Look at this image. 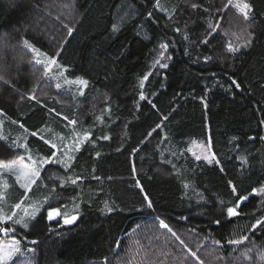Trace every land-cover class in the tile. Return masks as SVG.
Listing matches in <instances>:
<instances>
[{"label":"trees","instance_id":"obj_1","mask_svg":"<svg viewBox=\"0 0 264 264\" xmlns=\"http://www.w3.org/2000/svg\"><path fill=\"white\" fill-rule=\"evenodd\" d=\"M224 1L161 0L166 9L161 11L155 0H0V37L12 34L7 44L27 39L56 56L69 77L89 81L83 99L63 103L49 93L31 94L25 64L18 68L7 53L0 62V72L12 81L0 82V111L30 132L40 131L27 139L40 157L54 151L44 143V128L63 132L72 117L92 129L67 171L54 163L41 171L35 198L51 194L52 206L64 210L78 205L79 218L65 225L60 217L48 221L41 211L28 229H19L23 238L36 241L40 264H106L113 253L125 257L127 246L140 241L134 232L151 242V264H197L189 251L175 248V236L160 228L157 218L176 233L190 232L195 238L191 252L205 264H264L259 258L264 228L249 230L264 215V194L252 193L264 185V0H248L255 16L249 30L254 39L235 54L227 51L221 30L207 36V22L214 25L225 17ZM51 2L68 7L63 15H54L48 11ZM125 2L133 11L118 22ZM191 3L200 7L193 10ZM31 16L44 22L30 26ZM49 16L52 24L46 23ZM65 26L73 29L71 36ZM205 37L208 43H201ZM162 43L168 45L166 68L154 65ZM145 75L149 78L141 88ZM141 92L145 100H140ZM207 138L213 163L182 152L190 140ZM9 146L0 140V159L22 152ZM76 177V184L61 186ZM241 195L248 197L242 214L229 219L226 207ZM106 205L113 210L108 212ZM241 237L247 239L228 243ZM213 250L225 259L210 257ZM244 252L249 259H235Z\"/></svg>","mask_w":264,"mask_h":264},{"label":"rangeland","instance_id":"obj_2","mask_svg":"<svg viewBox=\"0 0 264 264\" xmlns=\"http://www.w3.org/2000/svg\"><path fill=\"white\" fill-rule=\"evenodd\" d=\"M67 2L69 3V1H67ZM226 3H227V0H225L224 4H222V8H223L222 13L225 14V17L221 15V17L219 19L220 27L218 29L221 30L222 33L225 35V45L226 46L229 42H232L233 44L243 43V39L240 37L243 36L244 38H246V36H247V33H242V30L247 26L246 22L243 21L242 16H240L235 11V9H233L231 6H229L228 8H224L223 6ZM66 5H67V3H66ZM65 8L66 7H65V4L63 2L62 3L57 2V4L55 2H51L48 4V11L49 12L54 11L53 12L54 15L56 13L63 15ZM132 9H133L132 6L127 2L123 3V5H120L119 15H118L117 21L122 22V20L124 18L128 17V15L132 13V11H133ZM44 11H45V9L42 10L43 13H44ZM226 17H227V19H229V22L227 24H225L224 20H223ZM53 21L54 20L49 16V18H47V20H46V23L52 24ZM39 22H44V18H42V17L38 18L36 16H33L32 19H30L29 25L30 26L31 25L37 26V24ZM248 23H250V21ZM30 26H28V27H30ZM28 27H26V28H28ZM249 30H250V28H248V31ZM15 31L16 30H14L13 32H15ZM233 33H236L237 35L233 36L232 35ZM11 36H12V34L2 35L0 37V44L6 43V40L11 38ZM17 42L18 43L14 46H10L9 44L6 43L8 45L7 48L0 47V55H2L4 58H5V53H7V55H10L16 61V66L18 68L21 66V64H25L28 67V71H29V74H30L31 80H32L31 83H33V89H35L34 92L33 91L31 92L32 95H35V93H49V94L55 96V98L58 101L63 102V103H67V102L69 103V101H76L78 99H80V100L83 99V97L85 96L86 91L89 87V83L86 87L83 88L84 95H79L78 89L81 87L80 85L65 84L64 83L65 78L68 80H75L76 78L69 77L66 73V68L63 65H61L59 62L58 63L61 66H63V70H64L63 77L59 76V72L61 71V69H58L55 66H53L52 71L49 74V77L45 78L43 76V65L35 64V62L32 60V56L34 54L31 52L30 49L23 48L22 40L17 41ZM37 49L40 52L45 53L44 51L40 50L39 48H37ZM166 51H167V49L164 50V52H165L164 57H160L161 49H160V45L158 46V49L155 52L154 65H156L155 61L157 59H160L162 63L166 64V60H167ZM45 54H47V53H45ZM37 58L39 59L41 57L37 56ZM2 60H4V59H0V62ZM156 66L158 68H161L159 65H156ZM6 77H7L6 79L9 81V83H5V84L10 85L12 83L11 79H9L7 75H6ZM0 82L4 83L3 81H0ZM57 82H59L61 84L60 89H57L55 87V84ZM12 90H13V92H15V91L18 92L14 88H12ZM0 112H2V111H0ZM3 114H4L3 116H0V120L3 121L2 127H0V134H3L6 137V139L4 141L10 145L12 140H18L19 143L27 145V151L25 150V148H19L22 152L19 155H17V156H25V162L26 163H30L27 160V156L29 154L33 155L34 158L40 157L27 143V139L30 136V134H26L24 132V130L20 127V125H18L17 123H13V121H15L14 119L10 118L5 113H3ZM73 119L76 120L77 123L75 125H70L68 123V121L73 120ZM102 120H103V116H99L98 122H102ZM64 129L65 130L63 132L59 131L57 133L56 130H52L50 127H46L42 131V134L44 136H46L45 137L46 139L56 143L58 146L61 147V149H63V146L65 144L72 145L75 142L77 134H79L82 137L84 132L87 131L90 133V135H89V138H90L91 131H92V129L90 127L79 123L77 118H72V117L67 118V123L65 124ZM34 132H37L40 135V131H34ZM29 133H31V132L29 131ZM85 141L86 140H84L83 142H85ZM81 144H83V143H81ZM81 144H80V146H81ZM54 151H56V149H54ZM184 151L190 157H192L194 160H197L196 156H200L201 158L199 160L204 161L205 163H213L216 160V158L212 159L213 156L215 157V155L212 151L209 138L190 140L189 142H187L186 146L182 148V152H184ZM75 152H76V150L73 149L71 152V155L74 156ZM60 156H61V153L58 152V157H60ZM205 156H207L208 159H205L204 158ZM14 158H11V159H14ZM8 160H10V159H8ZM5 161H7V160H5ZM42 169L43 168L40 169V172L42 171ZM0 181L6 182L8 185V187L6 189H3L6 193V204L4 205L5 211H10V206L12 204L19 203L21 200H24V202H25L24 206L25 207H27L28 204H31L35 201H43L44 200L45 196L35 198V196H38V189L40 188L39 181H37V183H35L32 186V188L28 192L27 197L24 196L25 190L19 186V184L16 182V179L13 175H11L9 173H4L2 176H0ZM0 187H2V184H0ZM53 201H54L53 198H50L48 201V204H45L44 207L41 208L40 213H41V211H43L45 216H47L48 205L49 204L52 205L54 203ZM72 210H73V206L70 205L69 209H67V211L71 212ZM40 213H38L37 217L39 216ZM20 214L22 215V213H20ZM160 220H162V219L157 218L158 226H159ZM32 222H33V220L29 222V227L32 224ZM0 227H9V228L14 229L13 232H9L7 234L0 233V243H8L13 239L19 240L21 251L23 253L22 257H20V258L14 257L13 261H10L9 264H40L39 261H37V252H36L35 244L32 243V241H34V240H27V239L23 238L22 232L19 231L20 228L28 229L29 227L23 228L22 226L15 225L10 221H6L4 224H0ZM162 229L167 230L165 228H162ZM145 231H146V228H145ZM15 232L18 233L20 236H17L15 234ZM177 236L179 237V239L176 238ZM156 237H158V236H156ZM133 238L139 239L140 241L138 243L132 242L127 246V251H126L127 255H124L125 257H117L113 253L108 258V260L106 261V264H151L152 262L150 261V259L152 258V253H150L148 251L149 249L151 250V247H150L151 242H143L141 240L140 232H134ZM174 238L176 240V245H175L176 249L182 248L185 251H189L190 254L192 253L191 252L192 247H193L192 243H193L195 238L190 232H187V233L178 232V233H176V236ZM181 241H183V243H181ZM138 248L141 249V252H136L138 250ZM29 250H32V251H29ZM152 251H154V250L152 249ZM157 253H159V252L157 251ZM121 255H123V254H121ZM166 260H168V259H166ZM196 261H197V259H196ZM168 262L164 261V263H168ZM197 264H198V261H197Z\"/></svg>","mask_w":264,"mask_h":264},{"label":"snow or ice","instance_id":"obj_3","mask_svg":"<svg viewBox=\"0 0 264 264\" xmlns=\"http://www.w3.org/2000/svg\"><path fill=\"white\" fill-rule=\"evenodd\" d=\"M191 8L193 10H196L200 7V5H198L197 3H191ZM229 6H231L233 9H235V11L242 16L243 21L246 22V27L242 30V33H247L246 38H244L243 36H241L240 38L243 39V43H236L233 44L232 42H229L227 44V51L229 53H237L241 50V48H247L250 47L252 45L253 39H254V35L252 32L248 31V28H251L253 25L248 23L251 20L255 19V16L253 14V8L252 5L248 2V0H227V3L223 6L224 8H228ZM65 7H68L67 5H65ZM154 7L157 9H160L161 11H166L165 8H163V6L161 5V0H155L154 3ZM205 11H208V9H204ZM173 11H175V9H173ZM222 11V9H221ZM152 13H149V16H151ZM208 33L207 36H211L213 33L217 32L218 28L220 27V21H217L215 25H213L212 21L209 20L208 22ZM67 27V26H65ZM114 31L118 30L117 26H114ZM67 31H68V35L71 36L73 29L71 27H67ZM176 31H180L178 28L176 29ZM233 36H236V33L232 34ZM185 39H187V36L185 37ZM201 43H208V39L207 37H205V39L203 41H201ZM7 44L6 43H2L0 44V47L2 48H7ZM22 46L25 49H30L31 52L34 54L32 56V60L35 62V64L37 65H43V76L45 78L49 77L50 72L52 71L53 66H55L58 69H61V71L59 72V76L63 77L64 75V70H63V66H61L58 61H57V57L56 56H49L45 53L40 52L37 48H35L33 45L30 44V42L27 39H23L22 40ZM168 47L167 44H161L160 45V57H164L165 52L164 50H166ZM59 55V53H57V56ZM37 56L41 57V58H37ZM0 59H4V57L2 55H0ZM168 59H170V57H168ZM206 59H210V57H206ZM156 65H159L161 68H166L168 67L167 64H164L161 62L160 59H157L155 61ZM148 75H145L141 80H140V87L143 88L144 87V81L148 80ZM0 81H3L4 83H9V81L6 79L5 75L0 72ZM64 83L65 84H76V85H80L81 87L78 89V94L79 95H84V91L83 88L86 87L88 85V81L86 79H83L81 77H76L75 80H68V79H64ZM233 84H236L237 87H239V85L237 84L236 81H232ZM55 87L57 89L61 88V84L59 82H57L55 84ZM33 92L35 91V89L32 90ZM29 99H34L35 97L30 95L28 97ZM146 97L144 95L143 92L140 93V100H145ZM153 107H155V105L153 104ZM107 111V109L105 110ZM3 112H0V116H3ZM99 119V118H98ZM164 119H167V117H164ZM13 123H16L15 121H13ZM68 123L70 125H75L77 123L76 120H69ZM3 121L0 120V127H2ZM20 127L24 130V132L26 134H30L32 136H36L38 135L37 132H31L29 133V130L27 128H25V126L23 124H20ZM157 128H160V125L158 124L156 126ZM153 131H155V129H153ZM90 133L85 131L83 136L81 137L79 134L76 135V139L75 142L72 145H68L65 144L63 146V149H61L60 146H58L56 143L50 141V140H44L45 144H49L51 146V148L56 149V151H53L51 153L50 156H45V157H33V155L29 154L27 156V160L30 163H26L25 162V156H17L14 159H10V160H3L0 159V176H2L4 173H9L11 175H13L16 179V182L19 184V186L21 188H23L24 191V196L27 197L29 190L32 188V186L37 183V181L40 179L41 176V172L40 169L44 167L45 164L48 163H54V164H60L64 167V169L67 171L70 167L71 164L70 162L73 160V156L71 155L72 150H79L80 144L83 143L84 140H87L89 138ZM149 136L152 135V132L148 133ZM26 138V137H25ZM43 139V137H41ZM6 137L3 134H0V140H5ZM103 139H108L107 136H104ZM261 139H264V137H262ZM143 143V141H142ZM11 148H25V150L27 151V145L25 144H21L18 142V140H12L11 144L9 146V150H11ZM58 152L61 153V156L58 157ZM201 157L200 156H196V159L199 160ZM205 159H208L207 156L204 157ZM212 159H215V157L213 156ZM133 171H135V169H133ZM80 177H76L75 179L72 178H67L65 181H62L61 186H63V183L70 181L72 184H76L77 180H79ZM97 179H99L97 177ZM0 184H2V187H0V224H4L6 221H10L15 225H20L23 228H28L29 227V222L34 220L38 213H40V210L42 207H44L45 204H48V201L50 198H55L54 196L50 195V196H46L44 198L43 201H35L31 204H28L27 207L24 206V200H21L19 203H15L12 204L10 206V211H5V207L4 205L6 204V193L3 189H6L8 187L6 182H2L0 181ZM230 186L232 185V182L229 181ZM137 187H140L139 181L137 182ZM185 187H187V185H185ZM144 189L141 188V192H143ZM232 192L235 194L237 192L236 187H232ZM52 193H55V187L52 189ZM252 193H260V194H264V185H261V187L259 188H252ZM145 203L147 204L148 208H152V201L150 200L149 196L147 194H144L143 197ZM248 199L247 196H238V198L236 199L235 203L233 206H227L226 207V215L227 217L233 218V217H237L239 215H241V207H242V202L246 201ZM78 208L79 206L76 205L73 210L71 212L62 209V207L59 206H52V205H48L47 208V216L46 219L48 221H52L57 219L58 217L62 218L63 224L65 225H71L74 222H76L79 218V213H78ZM107 211L111 212L113 209L111 207H107ZM22 213V215L20 214ZM216 223H220L219 220L216 221ZM159 226L161 228H165L167 229L169 232L172 233L173 236H176V233L169 227L168 224H166L163 220L159 221ZM258 228H264V215H262L260 218H257L255 220V222L251 225V228L249 229L251 230H256ZM14 229L13 228H9V227H0V233L2 234H7L9 232H13ZM177 239H179V237H176ZM247 239V237H241V239H234V240H229L228 243L231 245H238L242 242V240ZM33 244L36 243V241H32ZM181 243H183V241H181ZM213 244L214 245H219L220 241L219 240H213ZM32 251V250H29ZM251 251V250H248ZM191 255L193 257H195L198 260V264H205V261L200 259V257L197 255V253L192 252ZM208 255L210 257H213L215 260L217 261H223L225 259V257L223 256H219L215 254V250L211 251L208 253ZM23 256V253L21 251V247H20V241L13 239L8 243H0V264H9L10 261H13L14 257L16 258H20ZM261 260H264V252L260 253V257ZM235 259L239 260V259H244L247 260L249 259V256L247 254V252L241 253V255L239 257H235Z\"/></svg>","mask_w":264,"mask_h":264}]
</instances>
